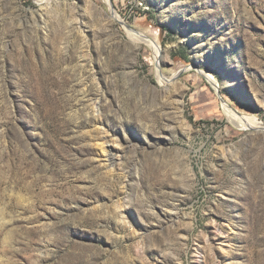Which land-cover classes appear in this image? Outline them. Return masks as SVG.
<instances>
[{
    "label": "rangeland",
    "instance_id": "374dc122",
    "mask_svg": "<svg viewBox=\"0 0 264 264\" xmlns=\"http://www.w3.org/2000/svg\"><path fill=\"white\" fill-rule=\"evenodd\" d=\"M107 1L0 0V264H264V0Z\"/></svg>",
    "mask_w": 264,
    "mask_h": 264
},
{
    "label": "bare ground",
    "instance_id": "6f19581e",
    "mask_svg": "<svg viewBox=\"0 0 264 264\" xmlns=\"http://www.w3.org/2000/svg\"><path fill=\"white\" fill-rule=\"evenodd\" d=\"M36 1L37 3H44V2H51L52 0H34ZM56 2V1H55ZM52 3V2H51ZM107 3H109L107 1ZM112 17L116 20V21H121V18L114 12ZM124 29L126 30V32L134 37L133 39L135 40L136 43L138 44H144V45H147L148 47H150L151 49H153L154 53H155V56L158 57L161 52H160V49L158 47V45L153 42L152 40L148 39L145 35L141 34V33H137L135 31H132V30H129L127 28L124 27ZM127 34V35H128ZM128 35V36H129ZM129 36V37H130ZM131 38V37H130ZM158 59V58H157ZM208 78L210 79V81L213 83L214 87L216 88V84L214 83V81L212 80L211 77L208 76ZM223 109H224V112L226 114V116L228 117V119L233 123L235 124L236 126L238 127H255L258 125V122L255 121V119H249V118H246V117H243V116H238L236 115L229 106H226V105H223ZM220 236H224V233H223V230L220 231Z\"/></svg>",
    "mask_w": 264,
    "mask_h": 264
},
{
    "label": "water",
    "instance_id": "95a60500",
    "mask_svg": "<svg viewBox=\"0 0 264 264\" xmlns=\"http://www.w3.org/2000/svg\"><path fill=\"white\" fill-rule=\"evenodd\" d=\"M108 2L110 3V0H108ZM108 7H109V11H110L111 15H113L114 10H113V7H112L111 3H110V5H108ZM118 23H119L120 25L124 26L125 28L134 31L131 27H129V26H127V25H124L123 22L118 21ZM135 32H137V31H135ZM137 33H138V32H137ZM222 103H223V102H222ZM223 104H224V103H223Z\"/></svg>",
    "mask_w": 264,
    "mask_h": 264
}]
</instances>
